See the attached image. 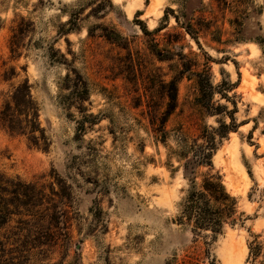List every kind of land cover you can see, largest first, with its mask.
<instances>
[{
  "label": "rangeland",
  "instance_id": "rangeland-1",
  "mask_svg": "<svg viewBox=\"0 0 264 264\" xmlns=\"http://www.w3.org/2000/svg\"><path fill=\"white\" fill-rule=\"evenodd\" d=\"M72 17L77 27L68 32ZM187 21L194 38L182 28ZM102 28L127 44L134 70L126 50L99 36ZM18 30L13 58L10 41ZM157 50L173 61H158ZM181 54L197 62L193 71L207 64L212 85L225 89L226 98L216 94L213 101L231 115L202 122L218 127L232 116L238 125L212 162L243 222L215 240L175 221L186 182L168 156L174 128H188L197 117L191 73L179 79L166 146L148 121V106H164L159 80L177 74ZM9 68L14 76L4 81ZM69 68L87 80L86 114L98 118L81 136V115L59 99ZM25 79L50 147L41 151L0 130V173L44 184L60 178L70 188L71 209L69 239L22 264H252L253 241L262 246L254 264H264V0H0V106Z\"/></svg>",
  "mask_w": 264,
  "mask_h": 264
},
{
  "label": "trees",
  "instance_id": "trees-1",
  "mask_svg": "<svg viewBox=\"0 0 264 264\" xmlns=\"http://www.w3.org/2000/svg\"><path fill=\"white\" fill-rule=\"evenodd\" d=\"M175 19L178 22L176 17ZM69 23L68 32L73 31L78 22L72 17ZM182 28L194 38L195 32L190 21H187ZM143 32L149 33L146 30ZM20 34L18 30L10 41L13 58L18 56L19 46L16 41ZM88 36L94 37V34L89 32ZM99 36L126 50L131 67L134 68L131 52L118 33L102 28V34ZM154 46L157 47V44ZM155 56L160 62L174 59L173 55L163 56L159 50ZM175 66L177 68L175 76L168 82L159 80V94L164 106L159 108L148 106L149 126L156 141L166 146L167 123L178 108L179 79L185 73H191L194 76L196 90L193 106L197 117L188 128L182 123L174 128L176 146L170 149L168 156V158H176L178 171H182L183 180L186 182L175 221L178 225L189 228L195 237L209 233L215 240L224 232L226 226L235 227L243 222V214L238 210L237 199L227 191L222 176L214 170L212 162L222 141L230 132H236L238 125L232 116H229V124L219 121L218 127L207 126L202 122L206 115H231L225 107L213 101L216 94L226 98L225 89L212 85L207 64H204L199 71H193L194 68L199 67L197 62L181 54ZM13 76L14 68L3 71L4 81H9ZM30 89L28 80L25 79L13 86L5 96L0 106V130L9 136L23 137L29 146L46 152L50 147V139L41 124L40 109ZM59 92L60 103L69 110L76 109L81 115L82 118L77 122V133L81 136L88 126L95 125L98 120L97 117L86 114L84 104L89 102V84L76 69L69 68L59 85ZM202 168L206 171L201 172ZM53 179L54 181L48 184L39 181L26 182L19 177L12 178L0 173L2 264H22L32 252H42L47 247L57 244L59 240L69 239L70 188L60 178ZM248 249L247 261L254 264L261 255L262 246L253 241ZM13 253L17 255L2 260L3 256ZM206 253L209 256L208 251ZM209 264H214L213 260Z\"/></svg>",
  "mask_w": 264,
  "mask_h": 264
}]
</instances>
